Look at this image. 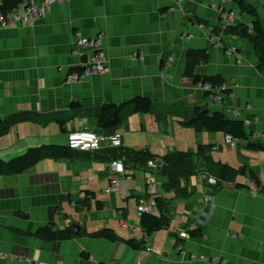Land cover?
<instances>
[{
	"label": "crops",
	"instance_id": "crops-1",
	"mask_svg": "<svg viewBox=\"0 0 264 264\" xmlns=\"http://www.w3.org/2000/svg\"><path fill=\"white\" fill-rule=\"evenodd\" d=\"M214 1L68 0L33 23L0 29V159L10 161L43 145H68V134L75 130L117 133L123 141L120 149L73 150L68 158H46L23 173L0 175V254L5 255L0 264H27L26 259L213 264L191 261L190 254L220 257L228 264H264V193L255 181L239 175L236 182L217 184L204 174L206 162L197 156L201 173L180 177L173 188L161 170L168 154L213 145L212 160L236 168L247 165L264 183V150L249 144L264 145V73L251 41L223 31ZM245 3L254 14L241 10L237 0L225 6L236 22L251 24L259 18L264 25V0ZM77 32L104 34L109 70L69 82L67 76L87 54L77 43ZM191 49L208 51L209 60L195 73L222 77L228 94L221 104L210 106L202 84L185 74ZM133 53L141 59L133 60ZM138 96L152 99V111L135 112L127 104ZM106 104L126 105L121 124L111 129L99 125ZM196 107L243 120L249 140L230 146L222 132L197 131L187 124ZM126 150H148L155 158L144 165L127 163ZM116 159L131 179L112 170ZM236 183L248 186L238 189ZM149 190L166 200L169 219L147 238L151 250H135L126 240L147 236L136 205ZM151 213L160 215L158 207ZM48 224L57 230L82 228L65 241L24 234ZM103 228L114 229L123 240L91 236ZM195 229H202V236L192 237Z\"/></svg>",
	"mask_w": 264,
	"mask_h": 264
},
{
	"label": "trees",
	"instance_id": "trees-1",
	"mask_svg": "<svg viewBox=\"0 0 264 264\" xmlns=\"http://www.w3.org/2000/svg\"><path fill=\"white\" fill-rule=\"evenodd\" d=\"M32 1L41 0H0V15H8L13 10L19 8L22 4L31 3ZM239 8L243 11H251L254 14V10L248 9L245 0H237ZM223 21V31L226 34H235L248 38L254 49L259 56V70L264 73V25L259 18L252 21L251 24H247L242 21H237L231 25H226ZM209 60V53L206 49L203 50H189L187 52V67L185 74L193 78L195 84L210 83L213 86L223 85V79L221 76L201 77L195 73L196 66L201 62ZM77 72H82V68L75 69ZM73 70V72H75ZM72 73V72H71ZM134 107L135 112H149L153 109V101L150 97L138 96L133 98L129 103ZM126 105L106 104L102 108V112L99 118V125L104 129H111L122 122V112ZM187 124L193 126L197 131L207 130L209 132H222L227 136H231L238 140H249V134L246 130V126L243 120L233 119L223 111H211L209 109H203L196 107L193 115L187 119ZM251 147L264 150V145H257L252 142L249 143ZM213 145H200L195 152H178L171 153L164 156V165L162 171L169 177V186L175 187L179 178L182 176H190L193 174L201 173L199 165L195 164L194 157L197 156L206 162V170L204 174L208 177H214L218 184L222 182H236L239 175H248L250 179L255 181L256 186L260 192L264 193V183L258 176L257 172L247 165H243L239 168L233 167L227 164L217 163L212 160L208 153L212 150ZM117 149V148H116ZM120 149V147L118 148ZM73 149L68 145H43L40 147L30 148L24 154L10 160L4 161L0 159V175H13L20 174L36 165L39 161L46 158H68L71 156ZM127 163L146 164L149 160L154 159L155 155L146 151H130L126 150ZM118 159V158H117ZM116 159V160H117ZM238 189L247 187L248 185L242 183L235 184ZM158 209L160 215L154 213H144L141 217V224L145 227L147 236L142 237L140 240L127 239L126 243L135 250L147 248L148 237L153 233L161 230L167 226L168 213L165 211V199L157 198ZM99 207L102 204L99 203ZM202 229H195L190 232L192 237L202 236ZM26 235H35L38 238H42L50 241H65L72 240L77 237L73 228L67 227L64 229H58L54 231L50 225L39 228L34 234L30 232L24 233ZM96 239H105L111 242L122 241L121 238L114 229L103 228L91 235ZM89 258V254L83 255Z\"/></svg>",
	"mask_w": 264,
	"mask_h": 264
},
{
	"label": "built area",
	"instance_id": "built-area-1",
	"mask_svg": "<svg viewBox=\"0 0 264 264\" xmlns=\"http://www.w3.org/2000/svg\"><path fill=\"white\" fill-rule=\"evenodd\" d=\"M68 0H43L41 3L31 2L26 3L24 10L20 11L19 8L13 10L8 15H0V29L9 27L15 24H30L37 19L43 17L50 9L58 3H64ZM227 0H215L213 6L218 9L221 18L225 21L226 25H231L236 22V17L231 11L226 8ZM200 27L203 24L199 25ZM103 34H99L96 37L90 38L84 36L81 32L76 33V40L78 45L85 51H87L86 58L81 63L82 72H72L69 74L67 80L69 82L86 80L88 77L94 75H101L109 70L107 57L103 48L101 47L103 41ZM132 59L137 60L141 57L137 53L132 54ZM202 87L210 95V106L214 104H221L223 95L228 94V88L223 85L213 86L210 83H202ZM238 114V111H235ZM227 141L231 146H237L239 140L231 136H227ZM123 145L122 136L120 134H102L97 133L92 129L75 130L68 134V146L73 150L79 151H97L105 146L119 148ZM161 161L160 159H158ZM111 168L114 172L124 174L127 178L131 179V175H126L124 166L121 161L114 160L111 163ZM128 206H131V202L128 201ZM158 205L157 198L153 194L152 190H149L144 196H142L137 205V213L139 217H142L144 213L153 212ZM123 211H120L122 215ZM151 250L150 247H147ZM179 249L183 251V247L179 246ZM0 257L5 258V255L0 254ZM191 261L209 262L213 264H228L227 260L220 257H208L203 254H190ZM27 264H47L43 262H33L30 259H26ZM63 264V263H57Z\"/></svg>",
	"mask_w": 264,
	"mask_h": 264
},
{
	"label": "water",
	"instance_id": "water-1",
	"mask_svg": "<svg viewBox=\"0 0 264 264\" xmlns=\"http://www.w3.org/2000/svg\"><path fill=\"white\" fill-rule=\"evenodd\" d=\"M1 124H2V119H1V117H0V125H1ZM75 226H76V227H75ZM75 226H74V228H75L74 230H75L76 232H80L82 227H81V226H77V225H75ZM51 228H52L54 231H57V226H53V225H52Z\"/></svg>",
	"mask_w": 264,
	"mask_h": 264
},
{
	"label": "rangeland",
	"instance_id": "rangeland-1",
	"mask_svg": "<svg viewBox=\"0 0 264 264\" xmlns=\"http://www.w3.org/2000/svg\"><path fill=\"white\" fill-rule=\"evenodd\" d=\"M40 3H41V2H40ZM24 7H25V5H24ZM23 10H24V9H23ZM46 14H47V13H46ZM46 14H45V15H46ZM45 15H44V16H45ZM34 22H35V21H34ZM24 25H28V24H24ZM99 34H101V33H99ZM99 34H98V35H99ZM102 34H103V33H102ZM98 35H97V36H98ZM103 35H104V34H103ZM84 36H85V35H84ZM86 37H87V36H86ZM90 38H93V37H90ZM103 39H104V38H103ZM103 45H104V44H103V41H102V45H101L102 48H103ZM68 76H69V75H68ZM68 76H67V78H68ZM228 144H229V143H228ZM229 145H230V144H229ZM230 146H231V145H230ZM234 151H236V150H234ZM216 182H217V181H216ZM210 183H214V181H211ZM214 184H216V183H214ZM217 184H218V183H217Z\"/></svg>",
	"mask_w": 264,
	"mask_h": 264
},
{
	"label": "bare ground",
	"instance_id": "bare-ground-1",
	"mask_svg": "<svg viewBox=\"0 0 264 264\" xmlns=\"http://www.w3.org/2000/svg\"><path fill=\"white\" fill-rule=\"evenodd\" d=\"M29 3V2H28Z\"/></svg>",
	"mask_w": 264,
	"mask_h": 264
}]
</instances>
